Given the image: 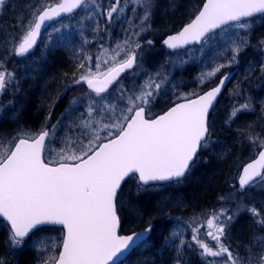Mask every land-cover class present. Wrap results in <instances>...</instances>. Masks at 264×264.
Wrapping results in <instances>:
<instances>
[{
    "label": "snow or ice",
    "instance_id": "1",
    "mask_svg": "<svg viewBox=\"0 0 264 264\" xmlns=\"http://www.w3.org/2000/svg\"><path fill=\"white\" fill-rule=\"evenodd\" d=\"M8 4L9 0H0V12ZM159 7L158 0H57L55 4L29 5L30 11L18 21L19 33L13 37L10 50L17 57L34 48L46 22L79 15L80 9L86 16L78 22H88L91 33L99 38L100 52L95 58L89 54L86 46L92 41L81 31L77 50L80 71L65 82L61 92L86 86L84 95L74 97L61 119L46 124L39 133L0 141V226L7 234L0 264H12L8 257L29 243L37 264H122L120 256L132 251L138 241L143 242L152 225L149 223L142 232L121 235V213L139 215L137 198L142 192L182 183L200 154L210 150L209 110L230 79L222 70L238 63L240 54L252 46L249 30L256 17L264 18V0H201L180 30L161 38L162 45L175 55L169 59V67L162 66L163 72L144 70L147 79L129 88L124 74H140L144 52L157 43L144 34L153 29ZM165 7L174 5L169 0ZM117 24L128 34L114 46H107L105 42ZM69 29L71 23L61 24L54 31L63 39ZM213 42L220 43V49L205 64L199 81L203 84L216 78L215 83L202 94H184L178 97L183 102L150 115L170 83L171 68L195 59L187 46L199 45L196 51L205 57ZM255 47L264 52V38ZM179 49L186 50L180 53ZM259 69L264 74V61ZM15 79V73L7 72L0 62V95L9 85L17 90ZM250 108V101L239 104L229 119ZM58 126L67 128L61 141L65 146L57 159H45L46 148L57 140ZM247 139L259 150L243 167L238 183L231 185L234 195L228 199H235V206H221L206 217H192L188 221L190 240L178 231L163 238L173 241L176 264H180L182 250L194 247L205 264H264V205L258 209L246 202L252 188H264V130L250 133ZM129 184L135 186V193L125 202ZM242 213L251 220L250 235L247 242L233 246L229 241ZM52 226H60L59 242L41 238L40 234ZM204 237L215 243L210 245Z\"/></svg>",
    "mask_w": 264,
    "mask_h": 264
},
{
    "label": "trees",
    "instance_id": "2",
    "mask_svg": "<svg viewBox=\"0 0 264 264\" xmlns=\"http://www.w3.org/2000/svg\"><path fill=\"white\" fill-rule=\"evenodd\" d=\"M14 1H18L19 5L15 12L17 14L19 13V15L17 16L14 13L13 19L10 18L11 28V25H16L13 23L14 21L16 22L25 18V15L22 16V14L25 12L26 4H31L32 0ZM55 2L57 0H43L42 5L53 4ZM37 3L39 2L37 1ZM19 8L21 9L18 10ZM29 11L30 9L28 8L27 12ZM81 12L82 10L79 14ZM69 19H64L56 25L73 23L75 21L69 22ZM186 23L184 22L182 25ZM182 25L173 32L178 31ZM16 26L13 29H16ZM72 29L67 30L68 34L63 39L60 38L59 33H56L53 37L54 44L47 49L45 55L43 54L44 52L39 53L34 58V60L42 63L43 77L39 81L36 80L37 78L33 79L32 77L34 76L31 74H27L28 72L26 70L21 73L20 70L15 68V74L21 81L16 92V101L20 102L21 109L14 110V112H19V114H16L17 119L15 122H9V124H14V127L10 128V132L15 133L18 130L40 132L45 128L46 124L52 122L55 117H52V115L57 113L65 99H67V95H64L65 93H62L61 90L65 87V82L70 81L73 78V74H78L80 71L77 68V64L80 62L77 50L81 43L77 42L79 36H73ZM250 34L252 46L246 48L239 56L241 65L236 68L238 69V73L230 82L221 96L216 109L210 116L209 124L211 126L210 131L212 132L211 148L200 154L195 166L192 167L183 182L179 184L182 185V193L185 196L186 203L189 204V209L183 212V214L172 216L171 211H162L165 206L162 209L156 206L161 202L156 192H154V189L142 192L137 198V203L141 210L139 216L143 218L136 221V224L132 228H128L126 211L122 212L121 231L123 234H129L144 229L150 223L153 225L152 234L122 264H176V248L173 241L169 240L165 242L163 239L165 236H168L173 231H178L184 239L190 240L191 230L189 231L187 229V225L188 221L195 216L192 212H196V210L200 211V207L205 205L209 209L204 211L209 210L208 212L219 210L223 204H228L226 206L227 208L235 206L236 200L228 199L234 195L231 190V185L237 184V176L241 167L255 158L259 150L249 143L247 137L250 133H260L261 130H264V74L259 69L260 63L264 61V52L255 47L258 41L264 38V18L258 17L255 19L250 28ZM96 39L99 41L98 37ZM160 41L161 38L160 40L157 39V43ZM86 47L89 54L95 58L97 51L96 53L90 52V49L94 46ZM250 62L251 64L254 62V69L252 67L250 70ZM28 86L34 90H29L27 88ZM237 90L240 93L236 96ZM58 97H60L59 100L57 99ZM180 101L182 100H177L172 105ZM245 101H250V110L241 111L230 120L229 117L234 107H237ZM50 113L52 119L50 118L49 120ZM6 120L7 118L5 116L1 122H5ZM45 120H48V122L42 125L43 121L46 122ZM0 124L2 127L5 126L3 125L4 123ZM172 185L177 184L174 183ZM158 188L160 187L157 186L155 189ZM134 193L135 186L129 184L125 189V200L127 201L128 196L134 195ZM221 196L225 197V200L222 201L220 199ZM242 218V221L244 224L246 223L247 227H243V222L241 226L237 227V229L239 228V234L236 235L238 236L239 244L242 241L247 242L250 235L251 220L247 215ZM40 235L45 241L55 237L57 242H59L61 232L60 229L51 228ZM6 238L7 234L4 227L0 226V252L5 249L4 241ZM231 242L229 241V243ZM22 250L8 257L12 264H26L30 260L28 257L29 252L32 255L36 254L31 243ZM179 260L180 264H205V259L201 257L198 248L195 247L193 249L182 250L179 255Z\"/></svg>",
    "mask_w": 264,
    "mask_h": 264
},
{
    "label": "rangeland",
    "instance_id": "3",
    "mask_svg": "<svg viewBox=\"0 0 264 264\" xmlns=\"http://www.w3.org/2000/svg\"><path fill=\"white\" fill-rule=\"evenodd\" d=\"M37 1L42 5L43 0H32L31 4H36ZM45 1V0H44ZM108 0H104V3H107ZM172 4L174 7H165L166 5L169 4V0H158V3L160 7L157 9V15H156V20L153 24V29L149 32H146L144 35H146L149 39L156 40L159 39L160 37L164 36L165 33H169L167 31V28L171 25L172 22H175V25H177V17L179 15L182 16H187L186 20L184 22H188L190 17H192L193 13L196 11V7L199 5V2L201 0H171ZM26 4L25 7V12L23 15H26L28 13V5ZM14 5V6H13ZM18 1L15 2L14 0H9L8 6L0 12V62H2L7 70V72H12L11 68L13 67L12 65L9 66L7 64V61L9 62L12 58H16L15 55L11 54V48H12V40L13 37H16L19 33V25L18 21H14L13 23L16 25H11L12 28L10 27L11 24V19L14 17L15 10L17 11V6H18ZM19 8L18 10H20ZM19 13L17 14V16ZM129 15H131L129 11ZM16 16V15H15ZM86 16V13L84 10L77 15L73 16L72 18L70 17L69 22L74 21L72 24V33L73 36L77 35L79 36V33L81 31L85 32L88 39L92 41L91 44L87 45L89 46H94L93 48L90 49V52L96 53L97 55L100 52V49L98 47V40L96 39L97 37L94 36L91 31L89 30L88 27V22L85 21V23H79L78 21L84 20ZM75 17V18H74ZM11 18V19H10ZM74 18V19H73ZM183 19V18H182ZM8 20V21H7ZM95 22V17H93L92 23ZM134 23H138V21H133ZM16 26V29H13V27ZM60 25H56L52 27L42 38V43L39 45L38 49L36 50L37 55L39 53H43L45 55L47 49L52 46L53 41H54V35H56V32L54 29ZM125 28L128 27L127 24L124 25ZM181 28V27H180ZM250 31V30H249ZM130 32V29H129ZM128 33L122 31V27L120 24L114 25L111 31L110 36L108 37L107 41L105 42L107 46H114L115 42L118 40H122L126 37ZM16 35V36H15ZM225 34H221L220 42H223V36ZM12 37V38H10ZM58 41V40H57ZM56 41V42H57ZM77 42L81 43V37L79 36V40ZM58 43V42H57ZM159 43V42H158ZM158 43L155 44L154 47H152L149 50H146L144 52V57H143V65L142 69L140 71V74L133 76L131 73L128 74L126 79H124V83L129 87L132 88L135 86L136 82L143 83L144 80L147 79V77L143 76V71L146 70L148 73H153L155 71H164V67H169V59H175L174 54H170L165 50V48L158 47ZM43 44L47 45V48L42 50ZM197 48H192L191 50L195 53V59L190 60L187 64H183L177 67H172L170 74H169V81L162 94L157 98L156 102L152 106L151 113L150 115H158L165 110L169 106H171L174 102L177 100H182L181 98L184 94H191V93H198L201 94L204 92L205 88L209 87L215 83L216 78H213L212 81H206L205 83L201 84L199 81V76L202 70H205V64L209 61V59L212 56H215L216 51L220 49V43L213 42L212 46L208 49H206L207 55L205 57H201L199 52L196 51ZM246 50V49H245ZM244 52V51H243ZM242 52V53H243ZM183 53V52H180ZM241 53V54H242ZM35 54V53H34ZM32 54V56L34 55ZM42 54V55H43ZM240 54V55H241ZM104 57H102L103 59ZM15 60V59H14ZM253 61V60H252ZM13 62V61H12ZM223 62V60H221ZM139 63V60H138ZM38 65H42V63L38 60H34L33 58L31 59H26L25 57H22L20 59H17L15 62L14 66L17 70H20L21 73L26 70L28 72L29 69H32V71H35V68L38 67ZM241 61L239 58L238 63H234L231 67H226L222 71L224 73H227L229 71H232L233 69L240 67ZM254 65V62L249 64V66ZM9 66V67H7ZM164 66V67H162ZM248 66V67H249ZM247 67V68H248ZM254 69V67H253ZM14 72V71H13ZM15 73V72H14ZM29 74V73H27ZM220 74H218L219 77ZM16 79L14 81V84L17 86V90L13 89L12 85H9L5 91V93L0 97V123H4L1 126L0 124V141L8 142L11 141L13 138L20 136V137H25V135H35L39 132L37 131H29V130H18L15 133L10 132V128H8V123L9 122H15L17 117L16 114H19V112H14V110H19L21 109L20 102L16 101V92L18 91V86L19 83L21 82L19 78H17V75L15 74ZM143 77V78H142ZM207 90V89H206ZM205 90V91H206ZM86 91V86L84 88H77V90L69 91L65 93L64 95H67V99L63 102L61 105V108L57 111L54 119L52 120L51 123L49 124H55L57 120L61 119V114L64 113L65 109L69 107L70 101L74 97H80L84 95V92ZM240 93L239 90L236 92V96ZM189 98H193L191 95H189ZM11 101V103H9ZM6 116L7 120L5 122H1L3 118ZM52 119V118H51ZM46 121V120H45ZM48 122H42V125H45ZM69 122L66 120L65 124H68ZM7 124V125H6ZM5 129V130H4ZM7 131V132H6ZM67 133V128H63L58 126L57 130V140L54 141L52 144L48 145L46 148L45 152V157L46 159H57L58 158V152L60 151L61 148H63L65 145L61 142L64 139L65 134ZM73 137L75 138V133L72 134ZM182 185H167L163 188H158L154 189V192L158 195L160 198V202L156 206L162 209L163 212H169L171 211L172 216L174 215H179L183 214L186 210L189 209V204L186 203L185 201V196L182 193ZM126 202V200H125ZM246 202H250L252 205H255L258 209L261 208L262 205H264V188L261 187H255L252 188L248 194V200ZM161 204V205H160ZM228 204H223V207H226ZM227 208V207H226ZM204 210H196V212H192L194 217H201L203 215L204 217L210 215L213 211L208 212ZM200 213V214H199ZM126 215L128 217L127 220V227L132 228L136 224V221L139 219L141 220L143 217L137 215L136 217L130 216L127 212ZM242 217H245V213L241 214ZM243 218H241L240 221L237 222V224L233 227L230 242L233 244V246L239 245L238 241V231L239 228L237 229L238 226H241V223ZM240 224V225H239ZM187 225V224H186ZM243 227H247L246 223L244 224L243 222ZM187 229L189 231L191 230L188 225ZM201 232H204V229H201ZM237 234V235H236ZM205 242H208L210 245L214 244V241H211L210 238L204 237ZM52 241L57 242L56 238H52ZM199 250V249H198ZM23 251V250H22ZM29 251V250H27ZM24 252V251H23ZM35 255V256H34ZM32 255V253L29 252V262L26 264H37V256L36 254ZM33 258V259H32Z\"/></svg>",
    "mask_w": 264,
    "mask_h": 264
},
{
    "label": "water",
    "instance_id": "4",
    "mask_svg": "<svg viewBox=\"0 0 264 264\" xmlns=\"http://www.w3.org/2000/svg\"><path fill=\"white\" fill-rule=\"evenodd\" d=\"M81 10V9H80ZM80 10H77V12H79ZM73 15H75V14H73ZM68 17H71V16H68V15H64V16H61V17H59V18H57V19H55V20H53V21H48V22H46L45 23V25L44 26H42V29H41V32H40V35H39V37L37 38V43H36V45L38 44V42H39V40H40V38L42 37V35L50 28V26L51 25H53L54 23H57V22H60L61 20H63V19H65V18H68ZM257 18V17H256ZM180 30V29H179ZM35 45V46H36ZM161 45H162V43H161ZM34 46V47H35ZM163 46V45H162ZM195 46H199V45H189V46H187V48L189 49V48H191V47H195ZM164 47V46H163ZM166 48V47H165ZM34 49V48H33ZM32 49V50H33ZM167 49V48H166ZM31 50V51H32ZM170 53H172V50H169V49H167ZM183 50H186V49H179L178 51H183ZM237 69H234V70H232V71H229V72H227V73H229L230 74V79L228 80V81H226V83H225V86L222 88V90H221V92H220V94L217 96V98L215 99V101L213 102V105H212V108L209 110V118H210V115H211V113L214 111V109L216 108V106H217V104H218V101H219V99L221 98V96L223 95V93L225 92V90L227 89V87L229 86V84H230V82L232 81V79L234 78V76L236 75V73H237ZM181 102H183V101H181ZM181 102H179V103H181ZM250 162H252V161H250ZM250 162H248V163H250ZM247 163V164H248ZM247 164H245L244 166H246ZM243 166V167H244ZM243 167H242V169H243ZM240 174H242V170L240 171ZM239 178V177H238ZM159 183V182H158ZM237 183H238V179H237ZM167 184H169V183H167ZM52 228H59L60 229V226H52ZM152 230H153V225H152ZM143 231V229H141V230H138V231H135V232H142ZM119 232H120V234H121V229L119 230ZM133 233V232H132ZM132 233H130V234H121V235H131ZM151 234H152V231H151V233H148V234H145V236L143 237V242H141V241H138L137 242V245L134 247V249L132 250V251H130V252H126L124 255H122V256H120V261L122 262V261H124L125 259H126V257L127 256H129L139 245H141V244H143L144 242H146L149 238H150V236H151Z\"/></svg>",
    "mask_w": 264,
    "mask_h": 264
},
{
    "label": "bare ground",
    "instance_id": "5",
    "mask_svg": "<svg viewBox=\"0 0 264 264\" xmlns=\"http://www.w3.org/2000/svg\"><path fill=\"white\" fill-rule=\"evenodd\" d=\"M21 1H23V0H21ZM201 4V2H199V5ZM188 16V15H187ZM187 16L185 15V16H182V15H179L178 17H177V19H179L178 21H177V25H175V22H172L171 23V25L167 28V31L169 32V33H172L176 28H178L180 25H182L183 23H184V21L186 20V18H187ZM186 17V18H185ZM183 18V19H182ZM191 18V17H190ZM163 37V36H162ZM162 37H160V38H162ZM160 38H159V40H160ZM159 47H161L162 48V46H161V42H159ZM47 48V45L46 44H43V48H42V50H44V49H46ZM181 52H184V51H181ZM43 69H42V66H38V67H36L35 68V71H32V69H29L28 70V73L29 74H31L32 76H34V77H32L33 79H36L37 81H39V79H41L43 76H42V71ZM35 75H37V76H39V77H37V76H35ZM27 88H29V90H34L32 87H30V86H28ZM31 88V89H30ZM12 127H14V124L13 123H11V124H9L8 123V128H12ZM253 159H251L250 161H252ZM250 161H248V162H250ZM247 162V163H248ZM246 163V164H247ZM245 165V164H244ZM243 165V166H244ZM242 166V167H243ZM242 167H241V169H240V171L242 170ZM240 171H239V174H238V176H237V179H238V177H239V175H240ZM214 204V203H213ZM206 206V205H205ZM205 206H201L200 208L202 209V210H206V209H209V207H205ZM200 209V210H201Z\"/></svg>",
    "mask_w": 264,
    "mask_h": 264
},
{
    "label": "flooded vegetation",
    "instance_id": "6",
    "mask_svg": "<svg viewBox=\"0 0 264 264\" xmlns=\"http://www.w3.org/2000/svg\"><path fill=\"white\" fill-rule=\"evenodd\" d=\"M56 3V2H55ZM54 4V3H53ZM54 26H56V24H53V25H51L50 26V28L42 35V38L44 37V35L50 30V29H52V27H54ZM42 38L40 39V41L38 42V44L36 45V47L32 50V51H30L26 56H24L26 59H31V58H36L37 57V53H36V50L38 49V47H39V45H41V43H42ZM54 43V42H53ZM35 53V54H34ZM32 54H34L33 56H32ZM20 58H22V57H17L16 56V58H12L9 62L7 61V64H9V66H13L12 68H11V71L13 72H15V66H14V64H15V62L17 61H15L14 59H20ZM13 61V62H12ZM9 66H7V67H9ZM39 66V65H38ZM41 66V65H40ZM128 74H130V73H126L124 76H126V75H128Z\"/></svg>",
    "mask_w": 264,
    "mask_h": 264
}]
</instances>
